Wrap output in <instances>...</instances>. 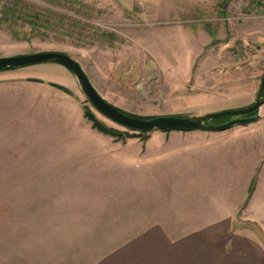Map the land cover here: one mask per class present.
I'll use <instances>...</instances> for the list:
<instances>
[{
	"label": "rangeland",
	"instance_id": "rangeland-1",
	"mask_svg": "<svg viewBox=\"0 0 264 264\" xmlns=\"http://www.w3.org/2000/svg\"><path fill=\"white\" fill-rule=\"evenodd\" d=\"M258 37L264 0H0V58L64 54L101 98L138 118L196 117L253 104L264 76V61L250 66L260 54ZM0 82L8 83L0 117V184L7 185L0 264L64 251L68 229L174 228L177 216L197 213L194 201L212 195L213 181L239 182L253 167L250 186L264 179V129L216 132L232 145L250 144L241 147L247 160L232 155L239 160L225 174L223 156L193 155L199 138L169 131L143 140L108 121L60 66L2 71ZM84 109L136 138L98 133ZM141 173L152 176L146 187L142 178L129 181ZM52 214L81 218L49 220Z\"/></svg>",
	"mask_w": 264,
	"mask_h": 264
},
{
	"label": "crops",
	"instance_id": "crops-1",
	"mask_svg": "<svg viewBox=\"0 0 264 264\" xmlns=\"http://www.w3.org/2000/svg\"><path fill=\"white\" fill-rule=\"evenodd\" d=\"M258 38L262 39V42L258 43L260 54L250 58V66L264 61V37ZM6 84L8 83L0 82V117L3 113V91L7 88ZM263 114L264 107L261 110L262 117ZM261 122L260 120L234 128L243 131H262L264 123ZM239 132L241 131H235L233 135L240 136ZM168 133L170 132H156L158 135ZM177 133H185L201 140L200 143L191 145L193 155L209 156L215 153L223 156L225 164L221 168L225 174L232 169L231 163L239 160V157L234 160L232 155L238 156L236 153L239 152L240 161L247 160L249 152L245 150L243 154L241 147L250 144L232 145L225 139L226 133L201 131ZM212 146L214 148L210 149ZM147 157L145 154V161L148 160ZM149 171L151 173V170ZM254 172L255 167L250 175L245 174L244 179L239 182L230 179L224 183L213 181L215 185L212 195L194 201L193 203L197 205L194 209L198 208L197 213L177 216V226L174 228L155 223L141 228L68 229L70 237L69 240L66 237L64 244H70L69 248L65 247L64 251L47 254L46 258L40 254L43 256L40 258L42 263L41 260L35 259H39L40 255L32 254V259L29 260L27 257L22 264H264V179L257 181L251 195L248 196L249 182L253 180ZM141 174L132 176L129 181L142 178L143 180L139 181H143L146 187L152 176ZM219 184H222L220 189L223 193L218 190ZM140 185L142 184H132V187ZM6 187L7 185L0 184L1 203L6 202L5 192L2 191ZM49 216V220L81 218L60 214H58L60 217L54 214ZM75 236L84 237L78 240Z\"/></svg>",
	"mask_w": 264,
	"mask_h": 264
},
{
	"label": "water",
	"instance_id": "water-1",
	"mask_svg": "<svg viewBox=\"0 0 264 264\" xmlns=\"http://www.w3.org/2000/svg\"><path fill=\"white\" fill-rule=\"evenodd\" d=\"M43 64H52L64 68L76 80L81 93L97 113L115 125L134 132L197 131L202 129H209L213 132L225 130L234 126L244 127L258 122L261 119V110L264 107V97L260 96L259 90L254 103L245 108L226 110L196 117L160 116L143 120L128 117L126 114L120 112L117 108L101 98L91 86L80 66L64 54L36 53L0 58V72L18 70ZM28 81L36 84H44L39 80ZM48 86L72 97V93L60 85L48 83ZM253 113V116L246 117ZM222 117L233 119L219 126L207 125L208 123Z\"/></svg>",
	"mask_w": 264,
	"mask_h": 264
},
{
	"label": "trees",
	"instance_id": "trees-1",
	"mask_svg": "<svg viewBox=\"0 0 264 264\" xmlns=\"http://www.w3.org/2000/svg\"><path fill=\"white\" fill-rule=\"evenodd\" d=\"M259 90H260L261 95L264 96V76L261 79V85H260V89ZM83 114H84V117L91 123V128L94 129L95 131H97L100 134L109 136L111 138L119 139V140L120 139L123 140L124 138H131V139L136 138L135 136L124 135L122 133L116 132V131H114L112 129H109V128L105 127L102 123L97 121L95 119V117L89 113V111H87L85 109L83 110ZM127 116L128 117H132V118H136V119H143V120L148 119V118H138V117L131 116V115H127ZM232 119L233 118L222 117V118H219V119H217V120H215V121H213L211 123H208V124H210L211 126H219V125H222V124H225V123L231 121ZM229 128H231V127H229ZM129 131H131V130H129ZM202 131H210V130L209 129H202ZM221 131H224V130H221ZM221 131H213V132H221ZM132 132H134V131H132ZM164 132H169V131H164ZM181 132H189V131L181 130ZM136 133L139 134L138 136H144V138H142V139L145 140L146 139L145 136H146V134L148 132H136ZM252 189H253V185H251L249 190H248V196L251 195Z\"/></svg>",
	"mask_w": 264,
	"mask_h": 264
},
{
	"label": "flooded vegetation",
	"instance_id": "flooded-vegetation-1",
	"mask_svg": "<svg viewBox=\"0 0 264 264\" xmlns=\"http://www.w3.org/2000/svg\"><path fill=\"white\" fill-rule=\"evenodd\" d=\"M246 117H249V116H246Z\"/></svg>",
	"mask_w": 264,
	"mask_h": 264
}]
</instances>
